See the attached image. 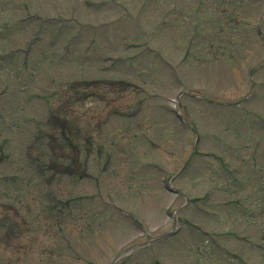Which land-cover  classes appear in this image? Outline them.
<instances>
[{
    "label": "rangeland",
    "instance_id": "obj_1",
    "mask_svg": "<svg viewBox=\"0 0 264 264\" xmlns=\"http://www.w3.org/2000/svg\"><path fill=\"white\" fill-rule=\"evenodd\" d=\"M174 215L120 264H264V0H0V264H110Z\"/></svg>",
    "mask_w": 264,
    "mask_h": 264
},
{
    "label": "water",
    "instance_id": "obj_2",
    "mask_svg": "<svg viewBox=\"0 0 264 264\" xmlns=\"http://www.w3.org/2000/svg\"><path fill=\"white\" fill-rule=\"evenodd\" d=\"M177 228H175L173 231H170L164 235H162L161 237H158V238H155L149 242H146V243H141V244H135L133 245L132 247L128 248L127 250L121 252L119 255H117L111 264H119L122 260H124L125 258L135 254L138 250H140L141 248L143 247H146L148 245H151L153 243H156L158 241H161L171 235H174L176 232H177Z\"/></svg>",
    "mask_w": 264,
    "mask_h": 264
},
{
    "label": "trees",
    "instance_id": "obj_3",
    "mask_svg": "<svg viewBox=\"0 0 264 264\" xmlns=\"http://www.w3.org/2000/svg\"><path fill=\"white\" fill-rule=\"evenodd\" d=\"M73 145V144H72ZM57 164V161L55 162V163H53V164H51L50 163V165H48V164H43V165H38V163H36V166H40V171H41V173H46V172H48V170H49V172H53V170H52V168L55 166ZM50 166L52 167V168H50ZM73 168V167H72Z\"/></svg>",
    "mask_w": 264,
    "mask_h": 264
}]
</instances>
